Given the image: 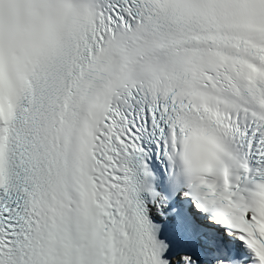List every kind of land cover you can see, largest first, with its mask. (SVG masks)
I'll use <instances>...</instances> for the list:
<instances>
[{
	"label": "snow or ice",
	"instance_id": "snow-or-ice-1",
	"mask_svg": "<svg viewBox=\"0 0 264 264\" xmlns=\"http://www.w3.org/2000/svg\"><path fill=\"white\" fill-rule=\"evenodd\" d=\"M0 264H264V0H0Z\"/></svg>",
	"mask_w": 264,
	"mask_h": 264
}]
</instances>
